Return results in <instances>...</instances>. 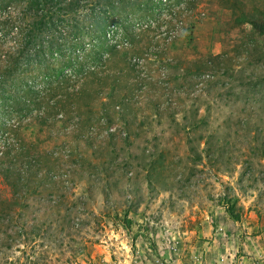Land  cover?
<instances>
[{"label":"rangeland","instance_id":"rangeland-1","mask_svg":"<svg viewBox=\"0 0 264 264\" xmlns=\"http://www.w3.org/2000/svg\"><path fill=\"white\" fill-rule=\"evenodd\" d=\"M78 2L55 21L76 49L96 39L68 80L82 94L49 122L42 102L0 105L20 122L0 157V264H264V34L247 22L264 0ZM34 9L0 0L1 48L13 25L37 31Z\"/></svg>","mask_w":264,"mask_h":264},{"label":"trees","instance_id":"trees-1","mask_svg":"<svg viewBox=\"0 0 264 264\" xmlns=\"http://www.w3.org/2000/svg\"><path fill=\"white\" fill-rule=\"evenodd\" d=\"M81 4L78 0H29V7L35 8V13H30L28 16L32 17L33 21H36L38 28L33 33L29 31L21 33L13 25L12 28H15L16 31H13L11 34V44L6 48L0 47V105H3V102L6 105L8 104L5 102L6 100H12L13 104L11 105L16 108L17 112H20L21 109L29 105H41L42 102L46 109L34 113V116L37 118L43 117L41 121H45L51 115L49 109L52 110L54 109L53 107L56 109L58 105L69 108L70 104L75 102L74 100L77 98L75 96L82 94V89L79 88V85L83 82L78 81L81 76L80 67L75 68L77 65H83L80 62L82 58L88 59L90 57L91 61L96 58L97 53H95V50L90 49L95 44L96 39L90 41L91 46L85 48L83 44L80 45L79 49H76L75 45H73L76 40V32H71L70 30L66 32L56 29V26L60 22L57 23L58 19L57 22L55 21V14L61 12L60 15H65L68 11L73 12ZM102 14V18H99L100 21L102 19L101 23L108 18L105 11ZM247 22L252 30L259 34H264V23L262 21L248 19ZM1 25L0 30L2 29ZM2 35L0 33V38ZM69 36H75L73 41ZM98 42H103V39ZM111 46L114 47L115 45L111 44ZM86 49L87 51H85ZM89 52L93 54L90 56ZM54 53L56 55H53ZM56 58H62L59 65H51L50 60ZM63 65L67 66L68 69H65V67L61 68ZM75 76L77 77L75 78ZM36 77L43 80L41 82L43 88L32 87L35 82H38L35 81ZM27 80L29 83H25ZM68 80H72V82L77 81L79 85H75L76 83L69 84ZM51 81L56 82V88L59 86V82L65 84L63 85V95H54L55 98L52 100L49 97L43 96V90L49 92ZM5 98L7 99L5 100ZM59 100L63 101L60 102ZM52 116H55L56 120H60L62 112L54 111ZM47 120V122L50 121L49 119ZM19 124L20 122L12 117L0 121V128H2L0 157L5 153L8 145H12L13 143L15 147L18 145V139L15 134L19 128ZM9 169H12L10 165L5 167L4 171L7 172ZM20 180V176L15 179L16 184H14V188L16 185L18 186V184L22 183ZM6 183L11 186L8 180Z\"/></svg>","mask_w":264,"mask_h":264},{"label":"crops","instance_id":"crops-1","mask_svg":"<svg viewBox=\"0 0 264 264\" xmlns=\"http://www.w3.org/2000/svg\"><path fill=\"white\" fill-rule=\"evenodd\" d=\"M195 258H196V259H200V258L202 259V255H201V253H200L199 256H196Z\"/></svg>","mask_w":264,"mask_h":264}]
</instances>
